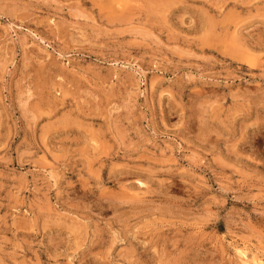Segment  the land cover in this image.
Returning a JSON list of instances; mask_svg holds the SVG:
<instances>
[{
	"label": "rangeland",
	"instance_id": "1",
	"mask_svg": "<svg viewBox=\"0 0 264 264\" xmlns=\"http://www.w3.org/2000/svg\"><path fill=\"white\" fill-rule=\"evenodd\" d=\"M0 264H264V0H0Z\"/></svg>",
	"mask_w": 264,
	"mask_h": 264
}]
</instances>
